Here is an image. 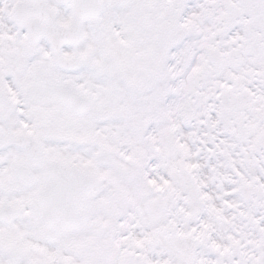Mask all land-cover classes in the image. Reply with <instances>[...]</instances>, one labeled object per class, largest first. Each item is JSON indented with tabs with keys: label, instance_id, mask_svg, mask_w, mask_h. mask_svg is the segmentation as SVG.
<instances>
[{
	"label": "snow or ice",
	"instance_id": "snow-or-ice-1",
	"mask_svg": "<svg viewBox=\"0 0 264 264\" xmlns=\"http://www.w3.org/2000/svg\"><path fill=\"white\" fill-rule=\"evenodd\" d=\"M0 264H264V0H0Z\"/></svg>",
	"mask_w": 264,
	"mask_h": 264
}]
</instances>
